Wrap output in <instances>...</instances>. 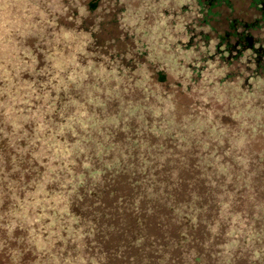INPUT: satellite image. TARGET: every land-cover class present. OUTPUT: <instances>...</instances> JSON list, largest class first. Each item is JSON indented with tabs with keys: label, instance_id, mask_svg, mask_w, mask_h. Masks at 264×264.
<instances>
[{
	"label": "trees",
	"instance_id": "1",
	"mask_svg": "<svg viewBox=\"0 0 264 264\" xmlns=\"http://www.w3.org/2000/svg\"><path fill=\"white\" fill-rule=\"evenodd\" d=\"M192 1L194 22L182 25L186 39L177 44L201 56L191 68L202 71L218 59L227 67L239 64L241 84L264 80V0H249L255 15L248 21L229 17L222 33L213 25L223 9L233 11L232 1ZM60 28L65 45L52 46V62L43 67L47 76L23 82L24 95L8 105L12 126L33 115L35 137L53 157L48 167V155H42L45 171L37 185L22 196L14 189L6 203L1 230L20 247L18 255L29 264H264V230L259 235L254 225L246 228L252 220L235 208L232 183L225 180L236 177L247 192L252 187L244 174L215 166L209 143L201 150L202 141L156 124L145 136L130 133L128 124L117 132L122 112L106 117L97 80L75 88L76 81L59 84L70 80L81 34L85 51L100 48L86 29ZM36 92L34 100L45 104L38 112L30 109ZM184 144L189 149L183 152ZM215 176L221 180L213 187ZM232 244L242 253L232 254Z\"/></svg>",
	"mask_w": 264,
	"mask_h": 264
},
{
	"label": "rangeland",
	"instance_id": "2",
	"mask_svg": "<svg viewBox=\"0 0 264 264\" xmlns=\"http://www.w3.org/2000/svg\"><path fill=\"white\" fill-rule=\"evenodd\" d=\"M231 1L233 11L223 9L221 22L213 25L221 33L227 28L229 17L248 21L255 15L249 0ZM90 3L95 5L93 10ZM192 3V0H0V264H29L26 257L18 255L20 247L4 236L3 213L14 189L17 196H22L37 185L45 171L42 155H48V167L53 159L49 146L35 137L33 115L26 120L28 125H23L24 121L20 126H12L9 120L14 112L11 114L8 105L24 95L23 82L32 79L36 82L43 74L47 76L43 67L52 62L53 54L49 53L52 46L65 45L60 27L76 33L86 29L100 48L85 51L81 34L77 41L80 54L70 63L73 71L70 80L59 84L70 87L76 81L72 84L75 88L79 83L97 80L103 89L106 117L122 112L124 124L117 132L128 124L130 133L141 130L145 136L148 128L156 124L163 130L179 133V138L202 141L201 150L209 143V148L216 152L215 166L222 163L230 173L244 174L242 177L250 183L252 190L245 192L236 177L225 179L232 183L235 208L252 220L246 228L254 225V230L263 234L264 80L253 81L250 86L241 84L236 76L241 72L239 64L227 67L218 59L208 62L205 70L191 68L190 65L201 61V56L190 55L177 44L186 39L182 25L195 19ZM183 5L189 7L188 13H182ZM228 74L232 76L229 78ZM246 90L250 93H242ZM35 94L39 95L34 93L31 100L36 105L30 109L38 112V106L45 104L40 99L34 100ZM111 122L107 121V125ZM167 145L171 147L169 142ZM181 149L184 152L189 148L184 144ZM220 180L215 176L211 180L213 187ZM254 205L261 214L257 215L258 221H254ZM259 239L264 241L263 236ZM256 246L262 244L257 242ZM231 247L232 254L241 252L235 244ZM249 251L245 250V255Z\"/></svg>",
	"mask_w": 264,
	"mask_h": 264
}]
</instances>
